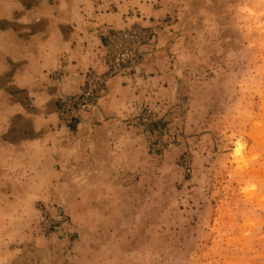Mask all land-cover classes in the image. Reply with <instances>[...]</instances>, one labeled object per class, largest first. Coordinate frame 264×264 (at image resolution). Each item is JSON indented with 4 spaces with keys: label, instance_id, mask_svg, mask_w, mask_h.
<instances>
[{
    "label": "rangeland",
    "instance_id": "rangeland-1",
    "mask_svg": "<svg viewBox=\"0 0 264 264\" xmlns=\"http://www.w3.org/2000/svg\"><path fill=\"white\" fill-rule=\"evenodd\" d=\"M38 2L0 0V32L24 29ZM120 9L149 23L109 30L112 76L161 43L176 88L163 110L141 111L134 171L81 188L48 158L30 177L44 188L0 197V264H264V0H113L108 11ZM71 99L59 109L67 125ZM69 137L47 149L67 150Z\"/></svg>",
    "mask_w": 264,
    "mask_h": 264
},
{
    "label": "crops",
    "instance_id": "crops-1",
    "mask_svg": "<svg viewBox=\"0 0 264 264\" xmlns=\"http://www.w3.org/2000/svg\"><path fill=\"white\" fill-rule=\"evenodd\" d=\"M40 1L26 6L30 21L20 34L11 26L0 32V197L8 201V191L46 186L40 178L32 184L30 177L41 174L48 158L66 176L77 175L81 188H99L114 183L115 174L134 171L146 148L137 126L141 111L166 108L177 82L170 59L157 56L162 44L146 45L135 69L108 78L95 107L78 111L65 124L59 112L64 100L80 95L89 72L106 73L109 30L130 29L137 22L146 27L149 21L123 9L108 11L113 0H102L97 9L93 4L94 13L91 0H60L49 7ZM61 135H71L69 148L47 149L61 142ZM15 174L23 179L15 180ZM56 183L66 188L71 181Z\"/></svg>",
    "mask_w": 264,
    "mask_h": 264
},
{
    "label": "built area",
    "instance_id": "built-area-1",
    "mask_svg": "<svg viewBox=\"0 0 264 264\" xmlns=\"http://www.w3.org/2000/svg\"><path fill=\"white\" fill-rule=\"evenodd\" d=\"M105 65L107 68L105 74L97 75L94 72H89L86 75L83 91L78 97H72V99L65 106V110H70L75 113L76 111L88 112L95 107L94 105H96L98 100L103 96L108 78L112 77L114 74V72H112V68L107 62ZM41 220L44 221L45 218L42 217Z\"/></svg>",
    "mask_w": 264,
    "mask_h": 264
},
{
    "label": "bare ground",
    "instance_id": "bare-ground-1",
    "mask_svg": "<svg viewBox=\"0 0 264 264\" xmlns=\"http://www.w3.org/2000/svg\"><path fill=\"white\" fill-rule=\"evenodd\" d=\"M168 52L166 51V49L164 51H161L159 54L160 55H164V54H167Z\"/></svg>",
    "mask_w": 264,
    "mask_h": 264
}]
</instances>
